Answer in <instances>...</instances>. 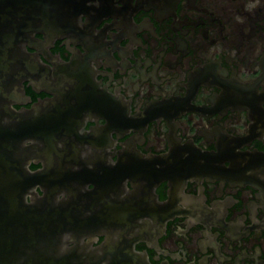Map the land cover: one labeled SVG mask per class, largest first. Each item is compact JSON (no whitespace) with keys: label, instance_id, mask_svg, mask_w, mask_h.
<instances>
[{"label":"flooded vegetation","instance_id":"1","mask_svg":"<svg viewBox=\"0 0 264 264\" xmlns=\"http://www.w3.org/2000/svg\"><path fill=\"white\" fill-rule=\"evenodd\" d=\"M26 17L4 123L46 254L264 264V0H31Z\"/></svg>","mask_w":264,"mask_h":264},{"label":"water","instance_id":"2","mask_svg":"<svg viewBox=\"0 0 264 264\" xmlns=\"http://www.w3.org/2000/svg\"><path fill=\"white\" fill-rule=\"evenodd\" d=\"M29 5L31 0H0V264H75L46 254L42 225L26 212L21 193H13L14 136L4 120L9 115L8 97L28 70L26 63L19 64L27 62V55L18 41ZM22 167L20 161V171Z\"/></svg>","mask_w":264,"mask_h":264}]
</instances>
